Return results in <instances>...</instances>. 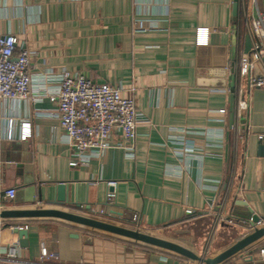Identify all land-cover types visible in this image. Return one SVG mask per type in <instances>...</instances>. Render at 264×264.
<instances>
[{
	"label": "crops",
	"instance_id": "1",
	"mask_svg": "<svg viewBox=\"0 0 264 264\" xmlns=\"http://www.w3.org/2000/svg\"><path fill=\"white\" fill-rule=\"evenodd\" d=\"M234 2L0 0V37L17 38L15 53L29 49L33 95L42 94L43 73L82 72L134 96L139 118L133 157L112 148L72 167L54 103L44 94L39 102L0 101L2 136L5 119L15 120L13 137L0 140V254L18 239L11 226L28 230V247L1 264H36L42 246L53 264H264V234L250 223L264 218V156L256 154L264 87L238 74L264 0H236L235 11ZM251 74H264V53ZM23 122L30 135L20 139ZM175 136L193 143L188 162L177 158ZM178 165L180 173L167 171ZM107 180L117 182L109 203ZM56 183L66 186L64 205L46 202ZM10 187L13 199L4 196Z\"/></svg>",
	"mask_w": 264,
	"mask_h": 264
},
{
	"label": "built area",
	"instance_id": "2",
	"mask_svg": "<svg viewBox=\"0 0 264 264\" xmlns=\"http://www.w3.org/2000/svg\"><path fill=\"white\" fill-rule=\"evenodd\" d=\"M251 28L255 39L252 40L250 52L240 56L238 74L240 77H246L250 86L260 88L264 87V74L254 76L251 71L254 62L264 53V11L257 10L252 19ZM17 47L18 40L14 35L7 34L0 37V101L39 102L44 94L50 102L54 103L55 116L64 132L65 140L74 149V158L69 162L72 167L86 165L91 158L101 157L112 148L122 149L128 157L134 156L136 128L139 121L134 96L125 97L121 93L120 86L96 83L82 72L65 69L58 73L48 71L40 75L37 81L42 94L33 95L34 75L30 70L31 53L24 46L15 53ZM130 91L133 93L134 88ZM219 112L224 113V109H220ZM14 121L13 117L5 119V133L2 136L3 132L0 128V140L13 137ZM180 130L203 133L191 129ZM115 134L119 137L116 141L113 140ZM205 134L209 138L215 136L212 131H205ZM29 135V123H21L19 138L23 139ZM217 136L219 139L223 137L220 133ZM262 137V135L258 136L259 139ZM177 138L173 137V142H178L183 147V151L176 152L177 158L179 161L184 159V162H188L194 155L192 154L193 143L184 136H177ZM181 167L182 165H178V169L172 167L167 171L175 175L180 173ZM105 185L107 189L105 197L109 203L116 197L117 182L107 180ZM15 194L16 190L12 187L4 190V196L8 199H13ZM191 212L190 209L186 210V213ZM218 218L221 220L224 217L219 213ZM252 226L264 228V218H258ZM16 227L22 229L26 226L16 225ZM18 248L17 241L8 245L7 251H4L3 255L0 254V264L3 261H15ZM259 253L264 258V248H260ZM54 257V253L42 246L40 260L36 264H53L46 260Z\"/></svg>",
	"mask_w": 264,
	"mask_h": 264
},
{
	"label": "water",
	"instance_id": "3",
	"mask_svg": "<svg viewBox=\"0 0 264 264\" xmlns=\"http://www.w3.org/2000/svg\"><path fill=\"white\" fill-rule=\"evenodd\" d=\"M233 10L234 11L236 10V0H235V2L233 4ZM263 42H264V38H263ZM257 43H258V41H257ZM251 47H252V40L249 37V35H246L245 36V52L249 53ZM241 122L244 124L245 120L242 119ZM244 126L245 125H242L241 127L244 128ZM256 154L259 155V156H264V143L258 141L257 147H256ZM48 187H50V188L52 187L53 194H54V197L51 200H47L46 201L48 204H54V205L55 204H58V205L66 204V201H65V188H66V186H65L64 183H56V184H53V185H48ZM37 192H38V196L40 197L41 191H40L39 187L37 189ZM32 214L36 215V214H40V213H32ZM5 215L6 216L7 215L11 216V217H19V216L28 215V214L27 213H7ZM73 218L77 219L76 217H73ZM258 218L259 217L255 216V215L251 216L250 223L252 224L253 222L257 221ZM78 220H81L84 223L93 225L94 227L101 226L98 223H93V222H89V221L82 220V219H78ZM11 230H12V233L17 234V236H18L17 242H18L19 247H21V248L28 247V230L25 229V228L19 229L15 225L11 228ZM260 234H264V228H258L256 230V234L255 235H260ZM73 236L74 237H78L77 234H73ZM81 238H82V241H83L84 245L87 246V247L92 246L94 241H95V238L91 237L88 234H84Z\"/></svg>",
	"mask_w": 264,
	"mask_h": 264
}]
</instances>
